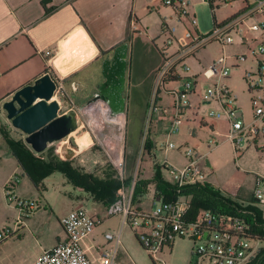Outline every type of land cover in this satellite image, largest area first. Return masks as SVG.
Listing matches in <instances>:
<instances>
[{"label":"rangeland","instance_id":"obj_1","mask_svg":"<svg viewBox=\"0 0 264 264\" xmlns=\"http://www.w3.org/2000/svg\"><path fill=\"white\" fill-rule=\"evenodd\" d=\"M190 1L191 5L187 8V11L195 17V30L200 35H208L216 27H221L222 31H224L233 21H243L251 25L256 24L260 19L259 13L249 11V8L252 9L256 6L258 0H246L249 8L244 0H238L231 4L216 1L213 12L215 24L213 23L212 12L205 0ZM139 19L140 22H137V24L141 25V37L139 36L138 38V50L135 51L132 59L133 72L137 69H143L142 66H148V68L154 66V61H158V50H162L169 40H171L172 45L167 48L166 52L172 54L179 44L186 42L185 33L194 30L189 23H181L178 16L168 6L140 14ZM230 35L235 40L232 45H222L217 41L207 43L194 56L186 57L177 66V73L180 78L194 77L192 75L197 73L201 78L203 90H205L207 86L212 85L214 82L213 79L204 80L205 70L218 58H227L228 64L231 66L228 84L237 99L233 102V106L236 109H240L242 120L248 123L253 118L250 105L252 94L249 92L248 86L250 84L255 85L257 82L258 87L264 90V75L262 79H259L258 75H254L250 80L245 81V73L250 71L255 73L257 71V63L251 59H247L243 63H236L235 57L244 54L247 48L246 45H242L239 42L234 32H231ZM183 65L188 67V72L182 71L181 67ZM152 77H154V73L151 74L150 78L152 79ZM183 82L184 79H181L174 84L169 83L170 85L165 86V88L167 90H180ZM159 95L162 99L161 104L164 107L172 102V98L166 95V92L160 91ZM137 97L136 90L132 91V88L131 93L125 96V100L128 102L127 122H129V125L142 113L137 111L139 109ZM188 99L192 106H199V109L196 110L198 117L206 119L208 113L211 111L223 113V108L216 103H212L211 105L199 103L192 96H189ZM146 116L148 117V114ZM146 116L143 122L145 125L147 124ZM223 117L225 116L221 118ZM194 120V116L188 117L186 114L183 115V122L177 126L178 131L170 138L175 151L171 150L167 153L164 152L162 146L166 143V132L169 126L164 124L160 127V131L153 137V148L158 163L161 164L166 158L169 164L180 168L186 164V161L178 152L184 154V152L191 150L200 155L206 154L200 163L205 183L211 185L212 188L218 190L222 195H229L232 200L243 206L250 205L253 201L254 205L262 209L264 206V192L259 202H254L255 197L253 196V192L256 177L264 178V137L260 135L255 140L250 137H244L240 145L235 147L233 142L228 139L224 140L222 136L218 138V147L209 151L207 148V142L210 139L209 134L193 123L192 125H185L187 121ZM261 125L259 124V126ZM13 130L15 129L8 131L5 136L11 138V140H21L25 143V135L19 130ZM108 130V127H104L99 134L96 132L104 143H108ZM144 131L145 129L142 135ZM222 133H225V128ZM75 136L77 144L80 148H83L82 153L77 158L66 159L64 154L60 157L56 152L60 145L59 142L49 144L43 153H34L37 157L44 159H47L48 156L58 155L63 160H69L73 167L82 170H86V167H91L90 162L92 161L96 166L91 168L95 170L106 165L103 150L95 143L94 138H92L88 130L81 129ZM138 144L134 149L131 146L130 148L125 146L127 175L133 174L138 158L142 159L144 147L140 149L141 143ZM65 145L66 142L63 141L61 152ZM80 160H84L83 163ZM97 162L99 163L97 164ZM10 164L12 166L14 164L12 159L0 158V176L6 175V170L10 167ZM82 164L86 167L82 166ZM140 169L147 170V163L141 162L139 164V172ZM165 177L167 176L165 175ZM12 178L13 181L17 180L18 182L12 189L13 198H15L14 202H8L4 188L0 186V232H9L12 238L7 248L0 250V264H21L23 261L31 259L42 246L49 245L55 237V232L60 229L59 222L62 215L74 208L77 203V197L82 194L77 192L60 173H54L43 182V192L41 193H38L34 189L28 179L21 177L19 172H17L16 177L13 176ZM167 179L171 182L170 178ZM261 188L264 190L263 184ZM155 195L156 187L150 184L148 191L143 193L141 197L142 204L147 209L153 203ZM17 200L33 205L31 212L28 213L30 209L25 208L20 213L16 208ZM87 208L91 209V204H88ZM95 212L100 214L103 219L102 225L96 231L95 245L101 247L102 250H108L111 243L103 238V234L105 232L116 233L120 226V217L108 215L105 207H102V211L96 209ZM27 221H30L28 226L25 225ZM250 245L253 246V257H255L257 246L259 247L262 244L250 242ZM191 246L192 243L187 238L176 239L172 244L171 250H164L161 257L165 264H189L194 260L190 254ZM117 261L119 264H153L148 253L138 242L135 231L129 226L124 227L121 232V245L117 251ZM250 261L251 259H248L245 264Z\"/></svg>","mask_w":264,"mask_h":264},{"label":"built area","instance_id":"obj_2","mask_svg":"<svg viewBox=\"0 0 264 264\" xmlns=\"http://www.w3.org/2000/svg\"><path fill=\"white\" fill-rule=\"evenodd\" d=\"M164 6L170 7L178 16L181 23H189L194 30L185 33L184 44H179L178 48L172 53L166 52L172 45L169 40L162 50H158L162 63L154 72L153 91L148 110L147 125L151 122V114L158 109L157 97L160 91L165 92L166 81L170 80L173 74H177V66L188 56H194L195 53L209 42H219L222 45H232L234 38L230 35L234 32L235 37L242 45H246V52L235 57L236 63H243L251 59L257 63V71L246 72L244 79L247 82L254 75L259 79L264 75V0H258L254 8H249L250 12L259 13L260 19L256 24H247L243 21L232 22L230 26L222 31L221 27L208 35H200L196 32V20L187 8L190 7V0H159ZM222 2L231 4L238 0H214L215 3ZM231 28V29H230ZM129 32L135 35L138 32L136 23L130 24ZM257 34V36H256ZM251 35H254L251 37ZM230 65L225 57L213 61L204 72L207 80L213 79L212 85L201 92L197 90L198 78L187 77L181 86V89H171L168 93L173 97L174 102L171 107V114L165 117H159L160 120L168 119L169 130L167 136L170 137L178 131L177 126L183 122V110L190 109L192 104L189 96L197 95L199 102L210 104L216 102L223 108V113L209 112L208 118H221L225 116L229 122V131L226 139L233 142L235 147L239 146L244 137L257 139L260 135L264 137V90L255 85L248 86L252 94L250 105L253 112V118L245 123L237 117V110L233 106L236 96L226 84L230 76ZM182 71L188 72V67L183 65ZM256 92V94H254ZM258 92V93H257ZM65 96V91L61 83L55 95ZM227 100L226 102H224ZM169 109H164V112ZM78 114V126L76 131L86 129L90 132L96 144L100 146L105 155V164L109 165L120 182V188L117 191L116 200L106 208V213L110 216L120 217V226L116 233L105 232L103 238L111 243L108 250H102L95 246L98 258L91 260L82 242L91 237L95 230L103 223L102 216L91 213L86 206H79L60 219V224L65 232V240L57 243L54 247L43 250L33 261L28 264H119L117 261V251L121 245V232L124 227L129 226L135 231V236L141 247L148 253L153 264H165L161 254L164 250H171L172 244L176 239L187 238L191 241L190 254L193 261L189 264H245L248 259L253 257V246L250 245L244 236L246 235V225L243 214L247 212L238 210L237 214L213 213L208 210L199 212L193 224L187 225L182 222L185 215L189 198L178 196L175 201L161 203L149 212H143L135 207L134 190L137 184L139 173L138 158L135 170L132 175L126 172V118L124 114H115L111 110L109 103L102 99H96L82 108L76 110ZM165 114V113H164ZM200 121L204 118H199ZM259 124H262L259 126ZM108 127V143H104L98 135L104 128ZM146 130V128H145ZM98 134H97V133ZM145 133V131H144ZM63 142V141H60ZM211 145L216 143L212 140ZM144 147L142 139L140 149ZM61 145L56 150L62 157ZM166 148L174 149L171 142H166ZM187 163L184 167H176L164 160L162 167L170 177V184L175 186L177 192L184 186L195 185L204 182V174L200 163L203 156L197 152L188 150L184 152ZM15 183V180H11ZM8 184V183H7ZM6 184V185H7ZM264 178L256 177L253 196L259 202L263 197ZM12 185H7L5 195L9 203L14 202ZM16 208L22 213L25 208L31 212L33 205L24 201L17 200ZM26 213V214H28ZM11 237L7 231L0 232V244Z\"/></svg>","mask_w":264,"mask_h":264},{"label":"crops","instance_id":"obj_3","mask_svg":"<svg viewBox=\"0 0 264 264\" xmlns=\"http://www.w3.org/2000/svg\"><path fill=\"white\" fill-rule=\"evenodd\" d=\"M163 6L159 0H50L45 4H43V0H0V158L14 161L13 166L10 164V167L6 170V175L0 176V186L4 188L7 181L13 180V176L16 177L17 172L21 174V177L26 178L22 175L16 161L11 156L5 141V134L14 128L6 118L2 104L10 100L14 92L21 87L33 84L44 73H49L62 84L65 91V96L61 97L56 94L53 97L59 104V114L82 108L95 94H100L101 98L109 103L113 113L124 114L126 118V147L130 148L131 146L134 149L143 139L144 153L141 162L147 163V170L140 169L138 173V194L136 195L135 207L143 212H149L163 203L157 188L150 208L147 209L142 204L141 197L143 193L148 191L150 184L156 187L153 177L156 172L162 176L164 181L170 183L167 179L170 177L162 167L163 162L159 164L157 161L153 148V137L160 131L162 125L169 126L170 121L165 118L172 113L171 107L174 99L168 93L169 89L165 88L166 95L172 98V102L169 104L170 106L164 107L158 94V109L151 114V122L146 127L143 122L146 114H148L153 87H151V94L148 96L149 100H144V103H141L139 94L142 93L143 87L149 81L151 74L162 63L159 52L158 61L153 60L154 66L149 68L148 66H142L143 69H137L134 72L132 69L133 55L138 50L137 42L141 25L139 26L137 22H140V14L155 9L159 10ZM133 21L138 28V32L134 36L129 32L130 24ZM146 61L148 62V60ZM194 74L192 76L198 78L197 90L201 92L203 91L201 78L197 73ZM176 75L178 76L176 82L187 78H180L178 73ZM203 78L206 80L204 76ZM228 79L226 84L229 86ZM152 82H149L151 86L153 85ZM169 83L167 82L165 86L171 84ZM131 88L132 91L136 90L138 94L139 109L137 111L142 113L129 125V122H127L128 102L125 100V96L131 93ZM192 98L199 102L197 95L192 96ZM212 103L216 102H211L209 105ZM166 108L169 111L164 112ZM198 109L199 106H192L190 109L183 110V115L186 114L188 117L194 116L195 118L194 121H187L185 125H192L193 123L205 130L210 136L207 148L211 151L218 147V138L223 136L224 140H227L229 122L226 117H223L224 119L206 118L200 121L199 118L201 117L196 115ZM236 110L237 117L242 119V112L240 109ZM159 117L165 118L156 123ZM145 127V133L142 135ZM224 128L225 133H222ZM13 131H16V129ZM77 132L79 130H75L70 134L76 144L75 134ZM167 132L166 142H170L171 136L168 137ZM189 135L191 134L189 133ZM212 140L216 143L215 146L211 145ZM59 144L62 147L63 142H59ZM77 146V150L71 149L69 151V155L74 154L70 159L77 158L82 153L83 148H80L78 144ZM162 147L166 153L174 150L166 148V143ZM178 153L187 163L184 154ZM205 155L202 154L203 158ZM83 161L80 160L81 163ZM93 163V161L90 162L92 168L96 166ZM207 165L209 166L208 162ZM82 166L84 165L82 164ZM91 167H86L85 171H94L95 169ZM49 177L45 178L44 181ZM65 180L67 179L65 178ZM71 186L73 187V185ZM73 188L82 193L77 197V203L73 209L79 206L87 207L88 204H91L90 212L100 215L95 211L96 209L102 211L103 206L95 203L89 194L75 187ZM254 202H256V199H254ZM260 210L264 218V206ZM29 223L30 221H27L25 225L28 226ZM59 226L60 229L55 232L52 242L49 245L42 246L31 259H27L21 264H28L43 250L50 249L57 243L64 241L66 236L60 222ZM97 229L91 237L82 242V246L91 260L98 258L95 250ZM11 241L12 238L9 237L1 243L0 250L6 249ZM263 247L264 245L257 246V251Z\"/></svg>","mask_w":264,"mask_h":264},{"label":"trees","instance_id":"obj_4","mask_svg":"<svg viewBox=\"0 0 264 264\" xmlns=\"http://www.w3.org/2000/svg\"><path fill=\"white\" fill-rule=\"evenodd\" d=\"M48 1L50 0H43V4ZM205 2L212 12L213 23L215 24L213 16L214 0H205ZM244 2L247 5L246 0ZM153 79L154 77L145 83L142 93L139 94L141 103H144V100H149L148 96H150L151 87H153L149 82H152ZM177 80L178 76L173 74L170 80L165 83L176 82ZM5 141L22 175L30 181L38 193L43 192L44 179L57 172L62 174L73 187L89 194L95 203L105 208L116 200L117 191L121 184L109 165L106 164L92 172L85 171L73 167L69 160H63L58 155L48 156L47 159L37 157L29 146L21 140L14 141L5 136ZM154 183L163 203L175 201L178 196H186L189 198L188 208L182 219L184 224H193L199 212L202 210L223 214H237L238 210H243L247 212L242 215L247 226L244 237L248 241L264 245V218L261 210L254 205L255 203L252 202L250 205L243 206L232 200L229 196L222 195L208 183L184 186L178 193L177 188L164 181L158 172L154 176ZM15 184H17V180H15V183L10 180L7 185H12V188H14ZM7 185L4 186V191ZM137 194L138 185L136 184L134 203L136 202ZM247 264H264V247L258 250L256 256L252 257L251 261Z\"/></svg>","mask_w":264,"mask_h":264},{"label":"water","instance_id":"obj_5","mask_svg":"<svg viewBox=\"0 0 264 264\" xmlns=\"http://www.w3.org/2000/svg\"><path fill=\"white\" fill-rule=\"evenodd\" d=\"M58 84L51 74L44 73L33 84L14 92L2 109L11 126L25 135L24 141L33 152L43 153L49 144L64 141L62 153L70 159L74 154L69 155V151L78 149L70 136L77 129L78 114L74 110L59 114V104L53 99ZM100 97L97 94L86 104Z\"/></svg>","mask_w":264,"mask_h":264},{"label":"flooded vegetation","instance_id":"obj_6","mask_svg":"<svg viewBox=\"0 0 264 264\" xmlns=\"http://www.w3.org/2000/svg\"><path fill=\"white\" fill-rule=\"evenodd\" d=\"M96 95H97V94H95L94 96H96ZM94 96H93V97H94Z\"/></svg>","mask_w":264,"mask_h":264}]
</instances>
